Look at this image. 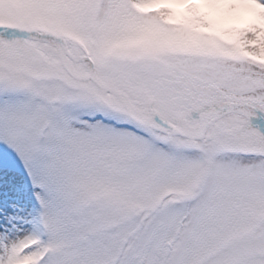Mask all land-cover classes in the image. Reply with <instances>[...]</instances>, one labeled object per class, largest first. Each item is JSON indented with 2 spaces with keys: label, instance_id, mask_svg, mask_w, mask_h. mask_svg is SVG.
I'll use <instances>...</instances> for the list:
<instances>
[{
  "label": "snow or ice",
  "instance_id": "1",
  "mask_svg": "<svg viewBox=\"0 0 264 264\" xmlns=\"http://www.w3.org/2000/svg\"><path fill=\"white\" fill-rule=\"evenodd\" d=\"M0 264H264V0H0Z\"/></svg>",
  "mask_w": 264,
  "mask_h": 264
}]
</instances>
